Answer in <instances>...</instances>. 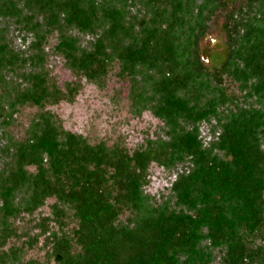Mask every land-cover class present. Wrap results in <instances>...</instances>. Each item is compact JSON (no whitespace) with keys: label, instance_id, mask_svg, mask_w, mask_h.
<instances>
[{"label":"trees","instance_id":"obj_1","mask_svg":"<svg viewBox=\"0 0 264 264\" xmlns=\"http://www.w3.org/2000/svg\"><path fill=\"white\" fill-rule=\"evenodd\" d=\"M229 5L0 0V15L35 35L34 53L0 36V77L12 71L26 82L12 106L72 102L83 89L81 80L61 86L45 65L44 45L59 28L57 48L78 77L100 80L115 62L128 75L144 72L140 107L163 122V134L130 149L92 143L52 111L39 113L0 174V246L17 234L12 218L53 198L40 226L55 264H264V0ZM218 11L227 50L208 66L201 42ZM73 30L93 34L90 46ZM212 120L206 143L202 123ZM154 162L183 166L156 204L145 191ZM18 253L0 252V264H25Z\"/></svg>","mask_w":264,"mask_h":264},{"label":"rangeland","instance_id":"obj_2","mask_svg":"<svg viewBox=\"0 0 264 264\" xmlns=\"http://www.w3.org/2000/svg\"><path fill=\"white\" fill-rule=\"evenodd\" d=\"M229 1L228 10L240 3V0ZM225 13L218 11L211 22L210 31L201 42L202 56L208 66L219 64L226 54ZM59 33V28H56L44 45L45 65L61 86L64 87L65 82L81 80L84 87L72 102L63 101L45 108L28 103L14 107L13 98L19 87L23 88V83L26 82L12 71H6L4 78L0 77V174L7 162L11 161V153L15 150L14 143L26 137L28 128L43 110L55 113L66 129L82 134L92 143L105 141L112 146L120 142L134 149L148 135L156 137L163 134V122L148 107H140L143 105V101L139 99L141 93L148 91L147 75L144 72L128 75L123 71L122 64L115 62L109 73L100 80L80 78L75 75L65 55L57 48ZM72 33L79 37L84 46H90L94 39L91 33H81L78 30H73ZM0 36L9 41L17 51L35 52L29 45L34 41L35 35L27 26L19 23L15 16L0 15ZM228 82L232 85V90L239 91L237 84ZM214 124L215 120L202 123V136L206 143L212 137L211 128ZM182 168L181 164L174 168H166L155 162L151 164L149 183L145 187L150 203H161L171 196L172 183ZM31 169L35 170V167ZM54 201L55 199L49 198L33 214L22 212L12 218L17 234L7 236L5 244L0 246V252L14 247L19 250L22 263L55 264L50 258V246L45 244L46 234L41 233L40 226L43 217H52ZM71 225L72 222L69 227ZM49 227L57 230L58 224L53 220L49 222Z\"/></svg>","mask_w":264,"mask_h":264}]
</instances>
